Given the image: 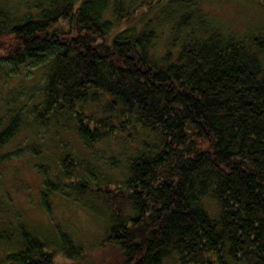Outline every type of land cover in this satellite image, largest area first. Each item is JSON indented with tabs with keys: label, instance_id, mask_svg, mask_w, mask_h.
<instances>
[{
	"label": "trees",
	"instance_id": "1",
	"mask_svg": "<svg viewBox=\"0 0 264 264\" xmlns=\"http://www.w3.org/2000/svg\"><path fill=\"white\" fill-rule=\"evenodd\" d=\"M47 2L18 16L0 0V68L48 71L36 121L46 128L67 117L92 146L150 135L115 187L62 151L71 186L110 206L117 264H163L173 253L177 264H264V35L224 32L199 9L177 22L180 0L140 1L146 22L138 24L126 0ZM163 19L171 26L164 52ZM15 125L0 131V147ZM55 127L61 141L68 129ZM97 176L104 185L89 187ZM26 245L0 261L57 264L38 238Z\"/></svg>",
	"mask_w": 264,
	"mask_h": 264
},
{
	"label": "rangeland",
	"instance_id": "2",
	"mask_svg": "<svg viewBox=\"0 0 264 264\" xmlns=\"http://www.w3.org/2000/svg\"><path fill=\"white\" fill-rule=\"evenodd\" d=\"M3 1L6 10L18 16L32 11L34 4L48 3L47 0ZM140 1L126 0V4L131 3L137 11L136 16H132L137 24L146 22L139 17ZM180 1L183 6L174 18L177 22L199 9L202 15L214 19V24L224 32L264 35V0H194L196 7H190L191 0L184 4ZM176 6L179 8L178 3ZM141 26L139 24V28ZM170 27L163 19V35L159 42L163 52L170 48ZM261 59L264 63V54ZM3 68L7 71L0 68V131L13 121L17 125L16 133L0 147V259L21 252L28 239L36 237L54 254L57 264H117L120 252L107 241L108 230L114 224L110 206L97 194H81L71 186L61 162L62 151L69 150L86 160L87 171L95 175L106 173L111 186L115 187L125 183L129 163L139 153L138 142L148 140L149 133L142 131L143 138L134 133L137 142H128V146L122 143L92 146L73 135L76 133L73 123H68L67 117L61 118L59 125L53 122L44 128L35 115L38 116L41 107L47 68L28 65L16 72L6 66ZM54 124L68 129L66 132L60 129L64 137L61 141L56 138ZM30 147L39 154L23 152ZM110 157L117 164L114 169ZM86 172L81 174L84 176ZM51 182L56 184L52 187L55 190ZM103 183L97 176L88 185L98 188ZM46 187L48 209L43 206L41 197ZM128 216L135 215L130 212ZM0 263L5 264L4 261ZM163 264H177V255L173 253Z\"/></svg>",
	"mask_w": 264,
	"mask_h": 264
}]
</instances>
